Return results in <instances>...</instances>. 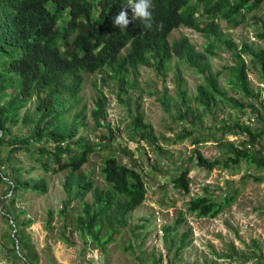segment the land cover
<instances>
[{
    "label": "trees",
    "instance_id": "obj_1",
    "mask_svg": "<svg viewBox=\"0 0 264 264\" xmlns=\"http://www.w3.org/2000/svg\"><path fill=\"white\" fill-rule=\"evenodd\" d=\"M152 3L155 22L149 30L139 19L127 28L114 26L112 18L127 0H0V182L8 185L9 202L15 207L25 191L38 195L49 192L47 174L65 172L64 189L69 200L58 215L78 231L85 243L91 241L102 249L118 241L128 225L130 213L145 201L147 186L140 169L120 162L113 153L105 156L101 167L106 187L96 185L83 170L92 153L108 146L90 142L80 134L87 112V105L81 103L86 74L105 72L104 77L118 81L125 91L139 84L140 66L152 68L165 78L174 58L185 61L203 75V80L192 99L178 69L176 84L182 105L179 118L197 119L210 113L216 121L219 111L230 107L236 112L251 113L260 124L253 128L234 117L222 118L220 130L242 136L243 141L221 143L226 153L214 160L206 158L195 147L188 160L208 171L216 167L239 169L243 163L264 169V147L259 150L252 147L264 143V97L261 88L253 87L244 58L251 57L264 83V47L256 48L247 42L238 45L227 39L226 47L232 50L234 64L214 69L210 61V56L217 54L220 21L235 22L259 10L264 0H152ZM181 26L204 34L207 38L204 50L198 49L187 36L169 39ZM258 36L264 39V31ZM106 66L111 69V75L103 71ZM131 74L134 80L130 79ZM227 86L240 97L228 95ZM152 95L166 111H171V95L167 89ZM31 102L34 103L32 112L28 107ZM193 102L200 113H196ZM107 103V96L99 88L91 112L96 128L105 126ZM136 111L134 139L157 141L153 124L145 120L142 103L137 104ZM20 123L28 125L32 133L22 138L14 134L13 128ZM189 136H193L196 146L204 141L200 135L188 131L177 135L175 142ZM35 171L41 174L35 175ZM24 172L27 177L23 176ZM189 174V166L182 165L172 179L173 185L185 194L191 190ZM237 192L215 198L196 194L186 203L188 212L197 217L215 218L235 199ZM88 194H92L93 200L80 204ZM76 206L80 210L73 214ZM25 214L23 209L14 212L7 209L5 217L12 220L10 227L16 239L13 250L23 248L24 253L19 251L25 264H37L29 238L23 234L33 222L30 217L20 221ZM53 214L50 211V222ZM179 218L184 220V214ZM141 226L137 228L142 229ZM162 230L163 236L170 239L169 251L175 250L176 256L189 246V232L173 236L175 225L163 226Z\"/></svg>",
    "mask_w": 264,
    "mask_h": 264
},
{
    "label": "rangeland",
    "instance_id": "obj_2",
    "mask_svg": "<svg viewBox=\"0 0 264 264\" xmlns=\"http://www.w3.org/2000/svg\"><path fill=\"white\" fill-rule=\"evenodd\" d=\"M220 25L217 54L210 56L214 69L235 62L232 50L226 47L227 39H232L238 45L247 42L256 48L264 47V39L258 36L259 32L264 31V4L259 10L235 22L221 20ZM182 36L189 37L198 49L204 50L207 38L203 33L181 26L170 34L169 39L173 41ZM244 58L249 65L253 87L261 88L264 97V83L257 68L253 66L250 56L245 55ZM178 69L184 76L189 96L194 99L196 87L202 82L203 75L177 58L171 61L165 78L152 68L140 66L139 84L129 86L125 91L118 81L104 77L105 72L85 75L81 103L87 105V112L80 134L90 142L108 146L92 153L83 170L94 179L96 185L106 187L108 184L102 176L101 167L105 156L113 153L120 162L140 169L146 180V199L130 213L128 225L118 241L106 249L99 248L91 241L85 243L78 231L59 217L58 211L69 200L64 189L65 172L47 174L49 192L38 195L25 191L18 197L15 207L9 202L11 193L8 185L0 182V264H25V258L20 253L24 249L13 250L16 243H13L14 231L10 227L12 220L9 216L5 217L7 209L13 212L15 209L25 210L26 214L21 216L20 221L26 217L33 219L23 234L29 238V247L38 258L37 264H264V169L247 167L243 163L239 169L216 167L208 171L195 161L188 160L195 147L206 158L214 160L223 158L226 153L221 143L233 141L239 144L243 141L242 136L220 130L222 118L234 117L250 123L253 128L260 124L251 113L236 112L230 107L219 111L216 121L210 113H204L202 118L197 119L191 116L179 118L182 105L176 84ZM103 71L112 74L108 66ZM130 79L134 80V75L131 74ZM99 88L107 96L108 117L104 127L96 128L91 112ZM164 89L171 95V111H166L152 95ZM228 89V95L240 97L239 93ZM139 102L142 103L145 120L154 126L158 136L155 142L134 139L133 117ZM192 105L196 113H200L196 103ZM28 107L32 112L34 103L31 102ZM188 131L200 135L204 141L196 146L193 136H189L181 142H175L177 135ZM13 132L20 138L32 133L24 123L14 127ZM262 146L264 143L252 147L259 150ZM182 165L190 168L189 194L179 191L172 181ZM34 174L39 175L41 172L35 171ZM23 176L27 177L28 174L24 172ZM254 177L262 180H255ZM237 190L235 199L215 218L197 217L188 212L186 203L196 194H208L215 198ZM92 200V194H88L79 203ZM79 210L80 206H76L73 214ZM50 211L54 212L51 222ZM183 214L184 220L179 218ZM137 225H142V229L137 228ZM166 225L176 226L173 236L189 232L190 244L177 256L175 250L169 251L170 239L163 236L162 229Z\"/></svg>",
    "mask_w": 264,
    "mask_h": 264
},
{
    "label": "clouds",
    "instance_id": "obj_3",
    "mask_svg": "<svg viewBox=\"0 0 264 264\" xmlns=\"http://www.w3.org/2000/svg\"><path fill=\"white\" fill-rule=\"evenodd\" d=\"M155 5L152 0H127V4L112 18L114 26L118 28H127L134 20L139 19L146 29L151 30L154 24L153 9ZM129 10L131 18H129ZM157 28L160 27L156 23Z\"/></svg>",
    "mask_w": 264,
    "mask_h": 264
}]
</instances>
